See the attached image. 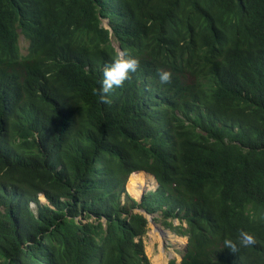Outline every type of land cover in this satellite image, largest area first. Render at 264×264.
Listing matches in <instances>:
<instances>
[{
  "label": "trees",
  "instance_id": "1",
  "mask_svg": "<svg viewBox=\"0 0 264 264\" xmlns=\"http://www.w3.org/2000/svg\"><path fill=\"white\" fill-rule=\"evenodd\" d=\"M139 208L179 264H264V0H0V264H152Z\"/></svg>",
  "mask_w": 264,
  "mask_h": 264
},
{
  "label": "clouds",
  "instance_id": "2",
  "mask_svg": "<svg viewBox=\"0 0 264 264\" xmlns=\"http://www.w3.org/2000/svg\"><path fill=\"white\" fill-rule=\"evenodd\" d=\"M105 21H106V24H105ZM105 21H104L105 27L109 28V24H108L107 20H105ZM117 48H118V46H117ZM118 50L121 54L118 55V57L111 63L110 66L105 68L104 73H103V79L100 81V87L98 89V95H99L100 102L103 104H110L111 103L110 94L113 92V90L115 88L121 87L123 85V83L127 79H129L130 74L136 72V70L139 67V61L137 58L129 55L127 52L122 53L119 48H118ZM157 75L159 77L160 82L163 84L169 83L171 80V73L170 72L158 71ZM145 173H147V172H145ZM148 175H150L154 178L156 185L154 186L155 189L154 188H151V189L148 188L147 192L151 191L152 189L156 190L158 187V182H157L156 178L151 174H148ZM145 187H148V186H145ZM145 187H143V189ZM143 189H142V191H143ZM154 190H152V191H154ZM142 191L136 197V199L139 202H141L142 198L144 197V196H141ZM43 202H46V201H43ZM138 211L147 216V218H148V229H149L150 221L154 222L155 224H157V226H159L156 219H155L156 215L149 213L144 208H139ZM158 228L160 229V226ZM184 237H186V236H184ZM187 242H188V238H187ZM254 243H255L254 236L249 234L248 232L243 231V230L240 231L236 242H233L232 240H227V239L224 241L225 246L228 249H230L232 252H235L237 250V244H239L242 247H247V246L253 245ZM176 263H177V260H176ZM179 263H177V264H179Z\"/></svg>",
  "mask_w": 264,
  "mask_h": 264
},
{
  "label": "rangeland",
  "instance_id": "3",
  "mask_svg": "<svg viewBox=\"0 0 264 264\" xmlns=\"http://www.w3.org/2000/svg\"><path fill=\"white\" fill-rule=\"evenodd\" d=\"M105 24H106V21H105ZM28 46H29V41L22 34V32H20L19 49L23 55H26L28 53ZM142 178H144V180L147 181V185L139 186L136 183H134L131 177V181L133 183V188H134L136 195L130 192L129 190L128 191L135 198L137 197V195L141 193L143 187L148 186V188L151 189V188H154V186L156 185V184L155 185L153 184L154 179L152 177H151V181H148L147 177H142ZM40 199L42 201H46V198L44 196H41ZM157 223L160 226V229L158 228L159 226L156 227L157 224L150 221L149 229L144 237L145 249H146L148 256L151 259L152 264H157V261L161 257V253H164L167 256L166 264H168V262L172 259H176L177 263H179L182 259V255L185 250V246L187 244V237L175 234L172 229L167 228L160 221H157ZM179 223L180 221L177 219L174 221L175 225H178Z\"/></svg>",
  "mask_w": 264,
  "mask_h": 264
},
{
  "label": "bare ground",
  "instance_id": "4",
  "mask_svg": "<svg viewBox=\"0 0 264 264\" xmlns=\"http://www.w3.org/2000/svg\"><path fill=\"white\" fill-rule=\"evenodd\" d=\"M148 174H144V173H134L132 174V179L134 181V183H136L139 186H143V185H147V181L144 180V178L142 177H147L148 181H151V177L152 176H147ZM153 178V177H152ZM150 179V180H149ZM154 179V178H153ZM150 184V183H149ZM153 184L155 185L156 182L155 180L153 181ZM158 227V226H156ZM155 237V236H153ZM148 249V248H147ZM152 249V248H151ZM167 263V256L164 253H161V257L159 258V260L157 261V264H166Z\"/></svg>",
  "mask_w": 264,
  "mask_h": 264
},
{
  "label": "water",
  "instance_id": "5",
  "mask_svg": "<svg viewBox=\"0 0 264 264\" xmlns=\"http://www.w3.org/2000/svg\"><path fill=\"white\" fill-rule=\"evenodd\" d=\"M147 190H148V187H145V188L143 189V191H142L141 196H144V194L147 192Z\"/></svg>",
  "mask_w": 264,
  "mask_h": 264
}]
</instances>
